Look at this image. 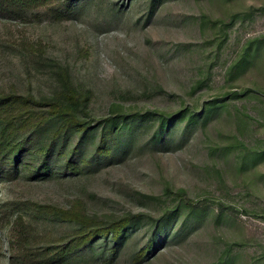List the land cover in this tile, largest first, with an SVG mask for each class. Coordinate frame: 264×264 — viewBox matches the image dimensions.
Segmentation results:
<instances>
[{
	"label": "rangeland",
	"instance_id": "374dc122",
	"mask_svg": "<svg viewBox=\"0 0 264 264\" xmlns=\"http://www.w3.org/2000/svg\"><path fill=\"white\" fill-rule=\"evenodd\" d=\"M73 4L66 20L0 18V94L21 97L0 113V140L31 132V153L44 156L52 99L96 119L113 107L147 117L82 173L63 172L66 160L51 152L47 177L0 181V264H14L6 220L36 217L21 202L143 218L118 242H95L88 260L60 264H264V0H164L151 19L150 0ZM152 112L184 113L167 147L153 144ZM191 115L201 119L189 126ZM168 188L185 190L199 211L182 205L174 236L136 261L156 220L179 206ZM49 218L32 223L40 243L73 228Z\"/></svg>",
	"mask_w": 264,
	"mask_h": 264
},
{
	"label": "trees",
	"instance_id": "16d2710c",
	"mask_svg": "<svg viewBox=\"0 0 264 264\" xmlns=\"http://www.w3.org/2000/svg\"><path fill=\"white\" fill-rule=\"evenodd\" d=\"M64 1L62 3V0H0V18L22 20L28 13L37 11L40 13L41 11L45 18L56 21L66 20L69 19V13L74 7V0ZM163 2L164 0H150L149 19ZM221 31L224 33L223 28ZM253 44L254 40L251 41L248 48L252 47ZM248 53L249 51L244 53L241 61H248L250 57ZM231 95L239 94L235 92ZM20 98L16 95L5 96L0 94V113L8 101L19 100ZM49 103L58 107L57 114L45 121L48 127L55 130V137L50 148L42 157L33 155L30 148L33 145L34 135L31 132H24L20 137L13 140L1 139V182L4 180L14 181L20 179L19 177H23V179L30 177L32 180L47 177L52 172L47 161V155L51 152H55L58 159L66 160L61 168L63 172L82 173L85 168L90 167L103 157H111L114 154V149L119 145L120 137L132 129L133 125L142 123L143 119L147 117V114L132 115L119 112L116 110L117 107H113L109 117L96 119L88 113L86 107H82L77 112L69 107H63L60 101L56 99H52ZM214 104L216 103L213 102L210 105V112L213 111L212 106ZM201 115L198 117L191 115L188 119L189 126L197 124ZM152 116L154 120H157L156 130L151 137L153 144L155 147H167L171 143L173 127L179 119L183 118L184 113L169 115L163 112H152ZM65 123H68L66 129L63 127ZM70 145H73V148L69 149ZM90 146L93 153L89 156L85 155L84 152ZM25 154V158L21 160ZM166 193L175 197L179 201V206L169 210L165 217L156 220L152 226L153 230L151 229V236L147 245L135 256L136 261H140L145 257V254H149V251L151 254L153 250H156L159 242L169 239V236H174L172 232L173 223L177 220L182 205L188 207L191 213L199 211L198 202L190 198L185 190L181 189L174 192L168 188ZM17 205L20 209L24 206L26 208L31 207L36 213V217L34 216L32 221L37 224L52 217L53 220L73 224V228L61 238H50L40 243L43 234H40L38 229L34 227L33 222L27 221L24 216H18L13 221L6 220L8 249L11 262L14 264H60L69 260H88L94 255L93 245L95 242L99 240L108 241L109 239L118 242L125 237L127 231L139 227L143 219L141 215H128L103 220L87 215L82 208L68 211L55 206H42L32 202H21ZM160 237L162 240L159 239Z\"/></svg>",
	"mask_w": 264,
	"mask_h": 264
}]
</instances>
